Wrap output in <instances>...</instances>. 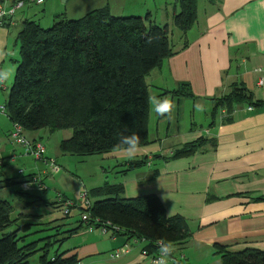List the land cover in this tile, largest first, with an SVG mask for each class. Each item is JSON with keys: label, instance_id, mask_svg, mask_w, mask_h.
Segmentation results:
<instances>
[{"label": "crops", "instance_id": "1", "mask_svg": "<svg viewBox=\"0 0 264 264\" xmlns=\"http://www.w3.org/2000/svg\"><path fill=\"white\" fill-rule=\"evenodd\" d=\"M174 2H26L7 25L0 27V89H8L4 73L7 57L14 56V52H9L10 40L16 39L24 21L40 25L36 15L43 14L53 22L59 18L78 20L93 11L107 9L113 17L149 14L155 25H168L173 49L180 48L184 40L187 44L145 78L149 93L148 136L151 144L136 148L131 157L125 150L100 156L98 168L105 173L108 170L104 166L109 172L111 170L105 177L106 182L122 185L126 199L155 196L167 217L179 216L186 221L189 237L184 243L171 247L166 264H220L216 246L231 253L264 252V0H197L196 21L185 36L172 27V16L178 12ZM33 6H38V11ZM11 79L12 76L9 88ZM180 85H187L186 93L191 96L174 94ZM234 88H243L252 97V102L235 104L229 115L222 112L213 117L212 99L228 95ZM152 97L168 100L170 112L163 116L156 114ZM182 100L185 101L183 110L180 107ZM151 126L155 127L153 133ZM11 131L12 125L7 127L6 135L0 140V156L13 157V164L0 169V179L22 181L24 176L33 175L42 181L40 188L27 193L36 198L24 201L53 202L57 195L71 201L70 193L79 192L80 196L86 192L84 187L81 191L74 181H81V178L71 174L68 168L72 160L76 162L75 157L62 153L59 157L49 155L44 146L46 157L58 167L57 172H52L42 161L37 162L43 167L34 163L23 147L14 144L9 136ZM40 132L30 134L27 141L43 145L41 141L49 132ZM60 132L63 133L58 142L72 136L70 130ZM201 137L208 139L202 150L190 157L167 159L175 149ZM123 153L127 154L125 159L121 156ZM144 157L148 158L145 166L116 174L124 170L120 166L128 161ZM18 169L24 171L23 176L18 175ZM47 181H50L49 185ZM14 188L4 187L0 195L10 196L16 192ZM13 214L19 215V221H35L42 227L53 221L42 222L38 214L29 210ZM76 217L78 214H72L63 223V230L76 229L69 236L70 244L64 250L67 251L66 257L76 256L81 260L80 264H154L150 257L141 255V245L110 232H88ZM125 245L131 246L127 253L119 259H110L109 253Z\"/></svg>", "mask_w": 264, "mask_h": 264}, {"label": "trees", "instance_id": "2", "mask_svg": "<svg viewBox=\"0 0 264 264\" xmlns=\"http://www.w3.org/2000/svg\"><path fill=\"white\" fill-rule=\"evenodd\" d=\"M173 5L178 12L172 16V27L185 36L196 21L197 0H175ZM15 41L19 46V60L15 61L13 81L4 106L9 122L21 126L23 133L47 130L52 134L71 130V138L61 141L59 149L63 155L80 157L124 151L121 138L133 133L138 136L136 148L151 144L145 78L187 44L184 40L182 46L174 50L169 26L155 25L149 14L118 18L111 16L107 9L93 11L78 20L59 18L46 28L24 21ZM186 86L180 85L174 94L191 96L186 93ZM251 102L252 97L243 88H234L228 95L212 99V115L215 117L222 112L229 115L235 104ZM207 141L201 137L184 144L167 159L190 157L202 150ZM45 154L43 158L51 161ZM147 163V157L128 161L120 166L124 170L116 174L122 175ZM33 177L24 176L22 181L0 179V190L16 187ZM26 194L16 191L10 196L0 195V264H29L28 259L38 251L41 255L37 264H80L76 256L66 257L67 251L58 250L76 229L63 230L64 224H58V220L49 222L47 227L28 222L16 226L19 215L11 217L14 212L26 211L37 204L63 212L64 204L70 202L69 214L63 213V219H67L75 212L73 201L62 195L60 201H24L31 197ZM81 198L88 205L79 208L81 212L76 217L79 222L86 228H98L106 223L119 228L118 235L141 245V251L148 254L145 257H156L160 248L158 242L172 247L189 237L186 221L179 216L167 217L155 196L126 199L122 185L105 181L83 192ZM84 213L89 215L87 224L81 220ZM13 225L16 228L8 232ZM37 233H44L43 237L27 241L30 235ZM39 243L41 248H37ZM215 253L220 256V264H264V252L231 253L216 246Z\"/></svg>", "mask_w": 264, "mask_h": 264}, {"label": "rangeland", "instance_id": "3", "mask_svg": "<svg viewBox=\"0 0 264 264\" xmlns=\"http://www.w3.org/2000/svg\"><path fill=\"white\" fill-rule=\"evenodd\" d=\"M33 7L35 8V11H38V9H39L38 6H33ZM37 13H40V12H37ZM36 16H38L37 20L39 21V23L42 27H49V26H51V24H53L52 23L53 20L46 18L45 16H43V14H39ZM9 52H14V56L12 57L10 54L7 57L6 62H5V66H6V70L4 73V75L6 76L5 84H6V88L8 87V89H5V90L0 89V107L4 106L6 104V101H7V96H8V92H9V84H10L9 78H10V76H12V79H13V75H14L13 72H14V69L16 67L14 60L15 61L19 60V46L14 39L10 40ZM12 79H11V82H12ZM183 103H185L184 100H182V103L180 106L182 110H183V108H182ZM181 116H182V111H181ZM10 125H11V123L9 122V120L7 118L6 112H4L3 114L0 113V140H2L3 136L6 135L7 127H9ZM150 130L153 133L155 131V127L153 128V126H151ZM41 131L42 132H40V133H48L47 130H41ZM32 133H37V132H27V133H23V135L29 139L30 134H32ZM61 133H63V132L57 131L53 134L48 133L47 137L42 139L41 143L46 147V149H47L46 153H48L49 155H54L55 157L56 156L59 157L60 155H62L60 152V149H59V143L60 142H58V139L60 140ZM151 137L153 138L154 136H151ZM125 153H127V152H125ZM118 155H120V154H118ZM125 155H127V154H124V153L121 154L123 159H125ZM73 157H75L76 162L74 160H72V165H69L68 168H70L71 174L77 175L79 179L81 178V181L80 180H77V181L74 180L75 183L77 182V185H79L81 187V191H83L82 187H84L87 191V190L93 188L94 186H97L98 184H101L102 182L106 181L105 177L109 176V173L111 172V170L109 172V169L105 166H104V168H106L108 170L107 173L101 172L99 170L98 167H99L100 156H89V157L73 156ZM0 159H2L5 162L4 164H6V165L13 164L12 162L11 163L8 162L10 160L9 158H4V157L0 156ZM30 159L34 163L40 164L42 166V163L35 161L33 159V157H31ZM15 165L16 166L20 165V163H15ZM0 167L3 168L2 166H0ZM17 171H19V169ZM84 171H86V172H84ZM18 175H19V173H18ZM91 180H92V182L89 183ZM18 181H21V180H18ZM46 184L49 185L50 181H47ZM35 189H38V188L36 186H33L30 188H27L26 190H23L20 187V184H18L13 190L14 191L15 190L16 191H22L24 193H31ZM3 196H5V195H3ZM50 196H52V193H50ZM70 196H71V199L73 200V203L75 205V207H74L75 212H72L71 214H73V215L78 214L79 215V213L81 212V210L79 208L84 205V201L81 198V195L79 196V192H72V193H70ZM28 210H29V212L31 211L33 214H38V216L42 222H47V221H50V219H52V220H58L57 221L58 224L59 223L63 224L67 219H69V218L63 219V218H65V215L63 214L62 210H60V209L57 210L55 208H54V210L53 209L48 210L43 206V204L34 205L33 208L28 209ZM49 211L51 212V214H49ZM11 217L14 219L16 216L12 214ZM72 219H73V217H72ZM28 221L32 222L31 220H28ZM24 224H27L25 219L17 222L16 226H21ZM32 224H38V223L33 221ZM15 228L16 227H14V225L9 227L8 232L13 231ZM31 231H34V229ZM46 233L47 234H53V232H46ZM43 234L44 233L32 234L27 238V241L28 242L35 241L38 238L43 237ZM20 236H23V235H20ZM60 237L61 236H58V238H60ZM69 244L70 243L67 240L65 243H63L61 246L58 247V250L64 251L67 248V245H69ZM41 247H42V244L39 243L37 248H41ZM51 253H52V251H51ZM40 255H41V251L36 252L35 254H33L28 259V263L29 264H37Z\"/></svg>", "mask_w": 264, "mask_h": 264}, {"label": "built area", "instance_id": "4", "mask_svg": "<svg viewBox=\"0 0 264 264\" xmlns=\"http://www.w3.org/2000/svg\"><path fill=\"white\" fill-rule=\"evenodd\" d=\"M44 0H0V27H3L4 25H7L11 19H13L15 13L20 10L21 8H23V6L25 5L26 2L29 3H36V4H41ZM260 84H262V82H260ZM5 112V107L1 106L0 107V113H4ZM10 139L12 140V142L16 145H19L21 147H23L26 151V153L28 155H30L31 157L34 158V160L36 161H46V165H48V168L52 171V172H57L58 171V167L54 164V162L51 161H47L45 160L44 154H45V148L43 145L41 144H35L34 146L32 144H30L23 136V131L21 126L14 124L12 125V131L10 132ZM10 160L8 161L9 163L13 162V157L9 158ZM44 159V160H43ZM3 163H5L2 159H0V165H2ZM19 175L23 176L24 175V171L23 170H19L18 171ZM40 178L39 176H34L31 181H26V182H22L20 184V187L23 190H26L27 188L36 186L37 188H40ZM29 186V187H28ZM57 200L60 201L61 200V196L57 195ZM88 205L87 201L84 203V206ZM72 206V203L70 202H66L64 204V209H63V213L68 215L70 210L69 208ZM89 215L84 213L81 215V220L84 221L87 224V220H88ZM92 226H87V231L88 232H92L96 229H98L99 232L101 233H107L110 232L113 235H118L120 230L117 227H113L111 224L106 223V224H101L98 228H94ZM160 243L158 242L157 245L160 247ZM130 245H125L122 249H117L113 252H111L109 254L110 259H119L120 257H122L125 253H127L130 249ZM141 255L142 256H147V252L145 250L141 251ZM161 252H160V248H159V252L156 255V257L152 258V261L154 264H156L157 259L160 257Z\"/></svg>", "mask_w": 264, "mask_h": 264}, {"label": "clouds", "instance_id": "5", "mask_svg": "<svg viewBox=\"0 0 264 264\" xmlns=\"http://www.w3.org/2000/svg\"><path fill=\"white\" fill-rule=\"evenodd\" d=\"M151 102L153 105V111L156 114L163 116L164 114L170 112L171 104L168 100H161L157 97H152ZM137 143H138V136L135 133L131 134L130 136L127 135L122 136L121 138V146L125 147V151L129 155V157L134 155ZM160 252L161 255L157 259L156 264H166L167 258L170 256L172 252V248L169 245L161 242Z\"/></svg>", "mask_w": 264, "mask_h": 264}, {"label": "water", "instance_id": "6", "mask_svg": "<svg viewBox=\"0 0 264 264\" xmlns=\"http://www.w3.org/2000/svg\"><path fill=\"white\" fill-rule=\"evenodd\" d=\"M64 1V0H63Z\"/></svg>", "mask_w": 264, "mask_h": 264}]
</instances>
